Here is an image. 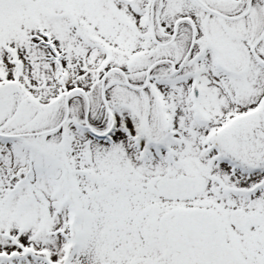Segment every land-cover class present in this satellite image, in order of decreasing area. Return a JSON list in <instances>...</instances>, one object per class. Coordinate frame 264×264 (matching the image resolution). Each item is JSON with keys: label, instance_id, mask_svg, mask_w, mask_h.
I'll return each instance as SVG.
<instances>
[{"label": "snow or ice", "instance_id": "6c2138e0", "mask_svg": "<svg viewBox=\"0 0 264 264\" xmlns=\"http://www.w3.org/2000/svg\"><path fill=\"white\" fill-rule=\"evenodd\" d=\"M0 264H264V0H0Z\"/></svg>", "mask_w": 264, "mask_h": 264}]
</instances>
